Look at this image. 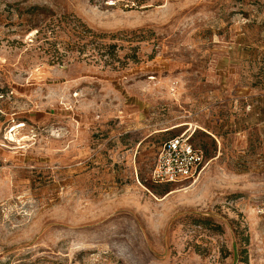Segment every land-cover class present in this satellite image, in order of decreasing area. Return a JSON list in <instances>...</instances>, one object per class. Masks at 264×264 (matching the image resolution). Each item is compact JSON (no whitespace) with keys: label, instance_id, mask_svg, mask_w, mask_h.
Here are the masks:
<instances>
[{"label":"rangeland","instance_id":"rangeland-1","mask_svg":"<svg viewBox=\"0 0 264 264\" xmlns=\"http://www.w3.org/2000/svg\"><path fill=\"white\" fill-rule=\"evenodd\" d=\"M52 259L264 264V0H0V264Z\"/></svg>","mask_w":264,"mask_h":264},{"label":"built area","instance_id":"built-area-1","mask_svg":"<svg viewBox=\"0 0 264 264\" xmlns=\"http://www.w3.org/2000/svg\"><path fill=\"white\" fill-rule=\"evenodd\" d=\"M186 132L163 142L153 169L151 179L155 183H172L194 179L205 163L203 151L192 142ZM45 264H71L52 259Z\"/></svg>","mask_w":264,"mask_h":264},{"label":"trees","instance_id":"trees-1","mask_svg":"<svg viewBox=\"0 0 264 264\" xmlns=\"http://www.w3.org/2000/svg\"><path fill=\"white\" fill-rule=\"evenodd\" d=\"M80 27H81V29H82L83 36H89V35L94 36V35H95L93 29L90 28V27H88L86 24L81 23V24H80ZM40 31H41V30H39L37 33H40ZM102 36H104V35H102ZM104 47L107 48V49L105 50V53L109 55V54H111L112 51H108V50H109L110 48L114 50V49L117 47V44H115V43H113V44H108V45H106V46H104Z\"/></svg>","mask_w":264,"mask_h":264}]
</instances>
